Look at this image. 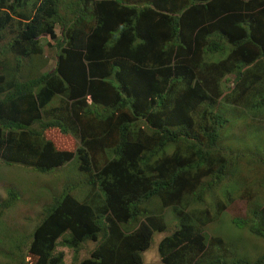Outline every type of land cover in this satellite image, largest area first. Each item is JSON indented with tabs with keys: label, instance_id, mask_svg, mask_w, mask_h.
<instances>
[{
	"label": "trees",
	"instance_id": "16d2710c",
	"mask_svg": "<svg viewBox=\"0 0 264 264\" xmlns=\"http://www.w3.org/2000/svg\"><path fill=\"white\" fill-rule=\"evenodd\" d=\"M32 2L33 16L3 43L13 15ZM57 4L0 0V58L15 62L12 77L0 73V162L48 173L78 157L84 178L42 207L31 233L13 236L18 252L4 255L5 264H63L59 245L76 256L89 243L76 264H144L156 233L169 235L153 264H264V254L253 263L218 256L195 217L209 219L203 180L217 185L232 165L218 145L223 82L232 77L226 103L264 108V76L253 72L264 62V0H76V21L93 23L83 27L60 17ZM41 37H60L55 66L21 80L24 59L41 54ZM51 130L80 146L56 149L45 137ZM109 137L113 157L98 165L92 149L108 148ZM7 193L0 216L20 197ZM151 199L180 209L172 230L151 217L135 225Z\"/></svg>",
	"mask_w": 264,
	"mask_h": 264
},
{
	"label": "rangeland",
	"instance_id": "374dc122",
	"mask_svg": "<svg viewBox=\"0 0 264 264\" xmlns=\"http://www.w3.org/2000/svg\"><path fill=\"white\" fill-rule=\"evenodd\" d=\"M75 1L58 0L59 16L64 17L67 22H72L71 25L92 26L93 23L89 21L84 25L80 24L78 20L76 21L79 17V8L74 5ZM17 12L18 16L13 15L15 19L13 25L3 32V35L5 34L3 43L15 36L18 32V23L22 25L26 16L29 18L33 16V2L18 9ZM55 31L58 36L60 26L57 25ZM59 38L56 37L50 41L45 37L40 38L41 54L24 59L18 74L21 80L38 77L54 68L57 58L54 44ZM253 69L255 70L253 72L264 76L263 61ZM14 71L15 62L11 56L5 55V61L0 58V73H5L9 79ZM230 81H232V77H228V82H223V93L216 102L215 111L226 120V124L220 132L218 145L222 150L228 152V161L232 165L228 167L226 174L218 181L217 185H213L209 177L203 180V184L209 189L203 201L209 210V219L206 220L201 214L195 217L199 221V227L209 246L216 245L213 251H216L218 256H225L229 262L243 260L253 263L264 254V108L261 111H254L251 108L246 109L226 103L224 96L228 94ZM201 110L198 109L197 113H200ZM45 137L60 151L74 152L80 146L76 138L62 135L57 130L46 131ZM109 139L107 140L108 148L92 149L91 154L98 165L104 164L113 157L110 147L115 144V138L109 137ZM175 149L176 146L172 145L167 148V151L171 153ZM73 159V162L64 167L46 174L17 165L5 166L0 162V202L7 200V192L11 188L15 189L20 196L14 205L3 211L0 216V264H5L4 255L9 258L16 256L18 251L12 249V245L18 240L13 236L18 237V235L31 233L40 222L44 205L50 204L52 199L58 197L61 192L69 191L71 185L79 187L84 175L78 169L79 158L74 157ZM72 194L78 199L83 195L77 189ZM199 206L201 209L204 208L200 204L193 210H199ZM142 209L145 214L137 218L138 221L135 225L150 217L161 219L162 222L164 220L171 230L177 224L180 209L161 208L158 199H151L142 205ZM189 209L191 210L190 207ZM188 213H190L189 210ZM201 218H203L202 221ZM235 218H239L243 226L235 223ZM192 224L198 225L195 221ZM254 231L262 235H257ZM63 235L57 239V243H60ZM166 235L169 234L156 233L153 236L150 250L143 254L144 264H153L159 261L157 247ZM92 246L91 243L84 245L76 255L77 260H75L76 256L72 249L61 245L57 247L55 254H63V264H76L88 256Z\"/></svg>",
	"mask_w": 264,
	"mask_h": 264
},
{
	"label": "clouds",
	"instance_id": "9594fccd",
	"mask_svg": "<svg viewBox=\"0 0 264 264\" xmlns=\"http://www.w3.org/2000/svg\"><path fill=\"white\" fill-rule=\"evenodd\" d=\"M70 24L72 23V22H69ZM47 73V72H46ZM39 173V172H38ZM42 174H46V173H42Z\"/></svg>",
	"mask_w": 264,
	"mask_h": 264
}]
</instances>
